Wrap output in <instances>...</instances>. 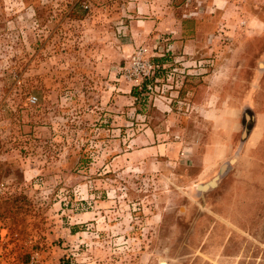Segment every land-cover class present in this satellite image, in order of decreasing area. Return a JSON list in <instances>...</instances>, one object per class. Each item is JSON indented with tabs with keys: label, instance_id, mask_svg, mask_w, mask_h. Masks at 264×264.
Segmentation results:
<instances>
[{
	"label": "rangeland",
	"instance_id": "obj_1",
	"mask_svg": "<svg viewBox=\"0 0 264 264\" xmlns=\"http://www.w3.org/2000/svg\"><path fill=\"white\" fill-rule=\"evenodd\" d=\"M162 261L264 264V0H0V264Z\"/></svg>",
	"mask_w": 264,
	"mask_h": 264
},
{
	"label": "built area",
	"instance_id": "obj_2",
	"mask_svg": "<svg viewBox=\"0 0 264 264\" xmlns=\"http://www.w3.org/2000/svg\"><path fill=\"white\" fill-rule=\"evenodd\" d=\"M143 51L137 52V56L135 57L133 64V76L136 77H149V75H153L155 72V65L150 62L148 58L143 57ZM35 98L31 97V101H34Z\"/></svg>",
	"mask_w": 264,
	"mask_h": 264
},
{
	"label": "water",
	"instance_id": "obj_3",
	"mask_svg": "<svg viewBox=\"0 0 264 264\" xmlns=\"http://www.w3.org/2000/svg\"><path fill=\"white\" fill-rule=\"evenodd\" d=\"M231 160H233V159H231ZM231 160H230V162H231ZM219 177H220V175L217 174V175L213 176L207 182L197 184L196 185L197 190H199V191H206V190H208V189L216 186L217 185V180L219 179Z\"/></svg>",
	"mask_w": 264,
	"mask_h": 264
},
{
	"label": "trees",
	"instance_id": "obj_4",
	"mask_svg": "<svg viewBox=\"0 0 264 264\" xmlns=\"http://www.w3.org/2000/svg\"><path fill=\"white\" fill-rule=\"evenodd\" d=\"M138 89H139V88H137V86H135V87H133L132 90H131L132 95H133L135 98H137V96H138V94H139V92H140ZM141 89L143 90V89H144V86H141ZM22 198H23V196H15V197L12 198V201L20 200V199H22ZM7 203H8L7 201L4 202V204H7ZM72 229H74V227H72ZM72 231H74V230H72Z\"/></svg>",
	"mask_w": 264,
	"mask_h": 264
},
{
	"label": "bare ground",
	"instance_id": "obj_5",
	"mask_svg": "<svg viewBox=\"0 0 264 264\" xmlns=\"http://www.w3.org/2000/svg\"><path fill=\"white\" fill-rule=\"evenodd\" d=\"M233 160H234V159H233ZM233 160H232V161H233ZM162 264H165V262H164V261H162Z\"/></svg>",
	"mask_w": 264,
	"mask_h": 264
}]
</instances>
